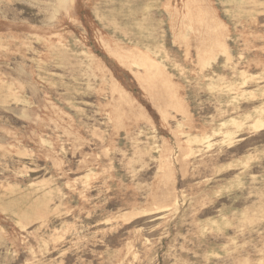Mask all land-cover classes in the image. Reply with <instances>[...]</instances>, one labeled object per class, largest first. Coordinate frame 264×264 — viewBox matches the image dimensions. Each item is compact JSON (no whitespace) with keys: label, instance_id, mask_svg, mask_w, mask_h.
<instances>
[{"label":"rangeland","instance_id":"obj_1","mask_svg":"<svg viewBox=\"0 0 264 264\" xmlns=\"http://www.w3.org/2000/svg\"><path fill=\"white\" fill-rule=\"evenodd\" d=\"M0 264H264V0H0Z\"/></svg>","mask_w":264,"mask_h":264}]
</instances>
